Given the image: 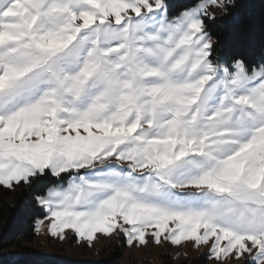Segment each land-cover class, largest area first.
<instances>
[{"label": "snow or ice", "instance_id": "obj_1", "mask_svg": "<svg viewBox=\"0 0 264 264\" xmlns=\"http://www.w3.org/2000/svg\"><path fill=\"white\" fill-rule=\"evenodd\" d=\"M240 7L0 0V189L38 233L264 264V55L216 30Z\"/></svg>", "mask_w": 264, "mask_h": 264}, {"label": "trees", "instance_id": "obj_2", "mask_svg": "<svg viewBox=\"0 0 264 264\" xmlns=\"http://www.w3.org/2000/svg\"><path fill=\"white\" fill-rule=\"evenodd\" d=\"M239 3L242 7L216 25L223 51L229 57L239 54L259 59L264 55V0H239ZM17 190L20 192L0 189V264H69L41 259L30 250L28 245L37 239L36 222L43 212L33 203L30 189ZM11 251L18 257H8ZM109 251L111 258H120L118 247Z\"/></svg>", "mask_w": 264, "mask_h": 264}, {"label": "rangeland", "instance_id": "obj_3", "mask_svg": "<svg viewBox=\"0 0 264 264\" xmlns=\"http://www.w3.org/2000/svg\"><path fill=\"white\" fill-rule=\"evenodd\" d=\"M221 15L217 11V16ZM24 191V190H23ZM20 192L15 190L14 193ZM37 227V222H36ZM37 239L29 248L41 259L58 261L61 263L75 264L87 262L90 264H216V261L207 258L208 249H195L188 246L173 247L170 244L155 246L151 242L147 246L128 247L123 236L119 238H100L94 246L87 247L83 243H76L74 237L61 241L52 238L46 232H37ZM114 246L119 249V257H110ZM8 257L16 258L18 255L11 251Z\"/></svg>", "mask_w": 264, "mask_h": 264}]
</instances>
